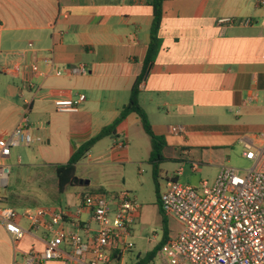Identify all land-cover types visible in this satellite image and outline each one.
Returning a JSON list of instances; mask_svg holds the SVG:
<instances>
[{
	"label": "crops",
	"instance_id": "1",
	"mask_svg": "<svg viewBox=\"0 0 264 264\" xmlns=\"http://www.w3.org/2000/svg\"><path fill=\"white\" fill-rule=\"evenodd\" d=\"M153 20L151 0H0V136L18 125L31 131L33 126L48 138L53 156L45 165L50 173L55 165L68 163L128 104L143 71ZM160 36L162 50L140 86L139 98L155 134L166 140L165 160L159 164L166 173L159 183L160 197L182 166L175 179L198 175L196 188L204 181L214 185L223 166H264L262 160H247L243 147L246 141L261 142L264 133V0H167ZM33 65L39 74L32 72ZM80 66L87 73L68 71ZM57 69L67 71L59 76ZM80 95H85L82 102ZM58 99L76 101L78 111H57ZM174 126L186 133L173 134ZM135 128L145 134L135 133ZM34 149L38 156L42 149ZM151 152V139L132 113L117 135L100 140L77 164L82 184L60 193L51 173L54 184L48 183V192L54 202L64 203L62 210L71 218L88 221L89 212L78 215L83 196L100 192L115 198L130 192L133 167L140 173ZM192 162L199 163L196 171ZM80 165L101 174L98 183H92L90 174L78 175ZM0 196L4 204L10 203L12 194L0 191ZM156 209L162 225L158 200ZM145 214L142 207L138 227ZM165 218L169 239L181 225ZM20 223L28 232L15 243L0 221V264H24V253H42L46 247L44 230L29 231L25 220Z\"/></svg>",
	"mask_w": 264,
	"mask_h": 264
},
{
	"label": "built area",
	"instance_id": "2",
	"mask_svg": "<svg viewBox=\"0 0 264 264\" xmlns=\"http://www.w3.org/2000/svg\"><path fill=\"white\" fill-rule=\"evenodd\" d=\"M31 70L40 73L37 65ZM65 71L57 69L56 75ZM68 71L87 73L83 66ZM84 100L85 95H80L79 101ZM55 107L63 113L78 111L77 102L72 99H58ZM171 132L186 133L181 126L172 127ZM259 140L243 143L247 160L264 161V133ZM40 141L28 125H18L9 135L0 136V189L10 181L13 149ZM198 165L192 162V169L196 171ZM183 168L175 178L183 173ZM175 178L168 180L160 198L165 214L181 225L160 251L168 264H264V166L243 170L223 166L214 185L204 181L201 191ZM141 208L129 192L115 198L91 193L83 196L78 210V215L89 212L90 220L81 221L56 206L18 209L4 204L0 196V221L15 243L28 232L21 219L27 222L29 231L42 229L48 235L44 251L24 253V264H115L135 247L133 230ZM72 224L74 228H69Z\"/></svg>",
	"mask_w": 264,
	"mask_h": 264
},
{
	"label": "rangeland",
	"instance_id": "3",
	"mask_svg": "<svg viewBox=\"0 0 264 264\" xmlns=\"http://www.w3.org/2000/svg\"><path fill=\"white\" fill-rule=\"evenodd\" d=\"M134 130L136 131L135 133L141 131L145 134L141 128H135ZM32 134L36 138L40 137L42 141L35 142L31 146L22 145L13 149L9 161V164L11 165L9 187L1 188L0 191L12 194L10 203L6 205L19 209L56 205L62 210V208H65L63 207L64 203H62L63 206H61L59 202H54V198L48 192V190H52L50 185H52V183L54 184V179L52 180L53 172H51V174L49 167L45 165L47 159H50L53 156V153H51L46 146L48 138L45 133L37 132L33 126ZM36 147L42 149L38 156L34 149ZM19 156L22 158L21 165L17 164ZM246 167H249V165L244 166V168ZM154 168L152 162L145 161L139 168L141 172L139 173L138 167L135 165L131 171V176L128 178V184L131 187L129 192L130 195L138 200L145 211H147V214H145L141 226L138 227L137 223L134 226L136 228V230L135 228L133 230V242L135 247L126 252L121 261H117L115 264H141L140 262L145 261L148 255L145 251H152L155 249L164 238L163 224L161 225L159 222L160 215L156 208L158 192L160 193L159 183L162 184L166 173L159 169V176L155 178L153 171ZM94 171L95 170L92 167L80 165L77 173L80 176L90 174L92 176V183L95 185L101 179V174H94ZM48 173L50 175L47 180ZM41 174H44V182ZM199 177L200 176L195 174H191L190 176L187 174L181 178L180 182L198 186L200 181ZM117 182L120 183L119 180H117ZM48 183L50 185H48ZM199 191H201V188H199ZM58 196L61 197L62 194H59ZM107 196L111 198V196ZM177 228L179 229L178 225ZM63 249H66V247ZM144 264H168V260L165 257V254L161 252L153 261Z\"/></svg>",
	"mask_w": 264,
	"mask_h": 264
},
{
	"label": "trees",
	"instance_id": "4",
	"mask_svg": "<svg viewBox=\"0 0 264 264\" xmlns=\"http://www.w3.org/2000/svg\"><path fill=\"white\" fill-rule=\"evenodd\" d=\"M165 1L167 0H151V5L153 6L154 9V20L151 27V39L144 60L143 71L141 75L136 79V82L134 83L131 90L130 100L128 104H126L122 109L120 116L112 124L106 126L97 136L93 137L89 141L82 144L73 154V156L71 157L68 163L57 164L53 168L54 171L53 173L56 175L58 180V190L60 193H63L66 187L74 185V181L75 179H77L76 177L77 164L87 158V155L100 140L108 136L117 135L118 127L132 113H136L140 117L143 128L146 134L151 139L152 152L149 161L154 164L155 178L159 176V164L165 160L163 155V150L166 145V140L163 136H158L155 134L152 124L148 118V115L140 104L139 98L141 93L140 86L145 79L147 71L150 65H152L156 61L163 47V40L160 36V30L163 21V5ZM160 198H161L160 193L158 192V203L160 207V212L163 215L162 224L164 230V238L155 249H153L148 253L145 261L140 262L141 264L149 263L153 261L168 241V235H169L168 221L165 218L166 214L163 210Z\"/></svg>",
	"mask_w": 264,
	"mask_h": 264
},
{
	"label": "water",
	"instance_id": "5",
	"mask_svg": "<svg viewBox=\"0 0 264 264\" xmlns=\"http://www.w3.org/2000/svg\"><path fill=\"white\" fill-rule=\"evenodd\" d=\"M151 68H152V65H150V67H149V69H148V71H147V76H148V74L150 73V70H151ZM74 183L76 184V183H83V180H79L78 178L77 179H75V181H74ZM86 184H88L89 182L88 181H86L85 182Z\"/></svg>",
	"mask_w": 264,
	"mask_h": 264
}]
</instances>
